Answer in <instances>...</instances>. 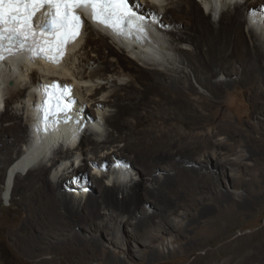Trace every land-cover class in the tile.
<instances>
[{"label":"bare ground","instance_id":"bare-ground-1","mask_svg":"<svg viewBox=\"0 0 264 264\" xmlns=\"http://www.w3.org/2000/svg\"><path fill=\"white\" fill-rule=\"evenodd\" d=\"M254 2L262 8H254ZM130 4L154 38L151 45L156 44L154 50L162 57L157 61L128 50L86 21L59 65L21 60L11 71V58L0 66V72L7 70L14 81L6 90L0 87V207L1 192L10 190L14 177L9 201L18 204L20 216L8 227L7 237L32 264H58L45 252L63 254L69 264H93L100 247L104 252L102 235L111 238L119 231L126 240L138 242L139 253L149 261L179 251L186 264H213L211 259L189 258L201 244L189 235L190 228L203 227L205 235L221 237L236 205L244 200L236 199L230 189L251 179L264 181L260 163L249 164L242 149L233 146L264 139V0ZM52 79L74 84L77 103L71 111L75 117L82 115L83 129L34 120V89ZM238 83L251 99L247 117H233L226 109L230 88ZM24 114L29 121H23ZM194 116L211 129L187 139L175 133L180 144L168 147L172 130L189 124L186 117ZM20 141L25 149L14 157ZM197 152L199 157L192 156ZM47 154L53 157L51 165L42 162ZM80 154L83 161L104 164L107 171L93 172L90 178L89 163L73 165ZM111 164L118 173L115 182H124L121 178L129 172L130 187L120 197L118 185L106 184ZM61 168L71 170L59 175ZM52 172L57 173L56 183L49 178ZM73 177L77 189L84 188L85 181L91 191L80 197L76 191L68 193ZM78 226L82 230H75ZM167 233L175 248L157 245ZM127 250L134 255L130 247ZM106 253V264L124 263Z\"/></svg>","mask_w":264,"mask_h":264},{"label":"rangeland","instance_id":"rangeland-1","mask_svg":"<svg viewBox=\"0 0 264 264\" xmlns=\"http://www.w3.org/2000/svg\"><path fill=\"white\" fill-rule=\"evenodd\" d=\"M253 5H254V8L256 9L262 8L258 5V2H254ZM166 62L167 61L162 62V63H166ZM8 76H9V72L7 70L0 72V77L2 78V79L0 78V87L3 88L4 90H6V88L14 84V81L10 79V77ZM222 77H225V75H222ZM238 84L230 88V92L228 93V96H227L226 109H227V112L229 111L232 116L234 115L233 117H236V116L247 117L251 114L250 111H252L251 99L249 98V93L248 94L245 93L242 90L241 84L239 85ZM1 110L2 108L0 107V111ZM88 112L90 114L92 113L91 107L88 109ZM186 119L190 121L189 124L188 123L183 124V125L179 124L180 126L178 125L177 126L178 128L176 127V129L172 130L171 134L173 138L170 137L168 147L175 148L179 146L180 142L178 140L177 134L175 133H178V132L183 133L185 136V139H187V137L189 136L190 137L195 136L197 132L199 134L200 133L206 134L207 131L211 129V125L209 126V125L202 124L200 121H198L195 118V116L193 118L186 117ZM29 120H30L29 117L26 116V114H24L23 121L27 122ZM255 121L256 120H253V119L251 120L252 126L254 124L256 126ZM201 125H204V126H201ZM87 132H91V131L87 130ZM217 137H220V135L218 134ZM243 143L238 144V145L236 144L233 146L242 149L241 152L245 154L244 156L246 157V161L249 164L254 165L255 163H260V166L264 168V139L259 142L257 140L253 141V139H250L249 141H245ZM120 144L121 143L118 142V145ZM24 149H25V143L23 144V141H20L18 147H16L15 151L13 152V156L15 157L18 154V152L23 153ZM101 153L103 152H99L98 154H101ZM80 155H78L80 158L79 157L77 158L81 160L79 161V159H76L73 162V165L75 167H78L80 163L82 162L89 163V165L91 166H86V173L90 175V178L93 172L100 173L102 171L103 173H105L107 171V168L104 164H101L99 167L97 165H94L91 162H88L87 160L83 161L82 155L81 156ZM128 156H125L126 157L125 159L126 161L128 160V164H129ZM192 156L199 157L200 155L197 152L193 154ZM45 157L46 158H44V161L42 162L45 163L46 165L47 164L51 165L54 162L52 155H50L48 158L47 156ZM125 159L123 160L125 161ZM189 160L194 161L196 163L198 162L197 160H193V159H189ZM215 160L217 159L212 157V161H214V163H215ZM70 162H68L67 165H70ZM106 162L108 163L109 159ZM216 164L218 165L217 162ZM7 166L8 164L4 165V168H3L4 173L7 170ZM129 166L131 168L130 164ZM98 168L100 171H98ZM64 169L67 171L71 170V168L70 169L61 168L58 172L59 175L60 173L63 172ZM113 169H114L113 165L110 166V169H108L109 174H108V177L106 178V184L118 185L120 187L118 190V196L120 197L122 194L121 193L122 190L127 191L130 187V176L128 172V175L127 174L123 176L121 175L123 177L121 179H124V182L122 183L115 182L116 180L118 181V176H117L118 173H116L115 170L113 171ZM220 169L221 168L219 167L218 170ZM118 170L127 172L125 169L124 170L118 169ZM130 171L132 172V168ZM54 173L52 172L49 178L53 182L55 181L54 183H56L58 177L57 175H55L57 173L55 174ZM86 173H85L86 175L85 179L89 180V177H87ZM3 179H4V175H2L1 181ZM76 180H77L76 177H73L72 187L71 185L70 187H67L65 185L68 193H71L72 191L74 192L76 191L75 196L80 197L83 195V192L86 193V192L91 191V188L89 186H86L85 181H84L85 183L83 182L84 188H80L79 186L80 189H77ZM220 181L222 183V184L220 183V185H222V188H225V180L221 178ZM260 181L261 180L258 181L257 179H251L248 181V183L245 186L243 185L242 187L238 189H230L232 195L236 199L242 198V200L243 199L244 200L241 205L239 204L236 205V209H234L233 211L235 216L234 214H232V217L233 216L234 217L233 218L231 217V220H229L230 223L227 224L226 227H224L223 235L221 237L216 238L215 236H212V235H205L206 229L204 230L203 227L202 228L200 227L190 228L189 235L196 236L198 240L201 241V244H199V246L195 248V254L189 255V258H193L197 256L199 259L202 257L200 260H203V261L205 260L208 261L211 259L213 264H264V181L263 180L261 182ZM14 182H15V178L13 177V180L11 181L10 190L7 192L6 189H3L1 192L3 197H2V207H0V264H32L31 262L32 260L28 259L27 256L21 254L17 250L15 245L13 244V240L7 237L8 227L13 222H16L17 217L20 216L19 210H18L19 209L18 204L15 202L9 201L11 197V190L14 186ZM67 183H68L67 185L69 186V183H70L69 180ZM92 194H93V197H95V199L99 198L98 192H93ZM84 197L86 196L84 195ZM144 207L145 209H147V212L152 211L151 207L148 204H144ZM186 209L189 210L190 208L186 207ZM189 214H191V212H189ZM78 228L79 226L75 227V230H77ZM82 228L83 227H80L79 229L82 230ZM102 236L104 237V238L102 237V244L104 245L102 247L104 248V252L101 250V247H100L98 250L99 257L97 259L92 260L93 264H106V261H105L106 255H104L106 251H107L106 254L108 253L109 255L115 254L118 258L123 260L124 261L123 264H186L187 262L186 260H184V258H182V254H180L179 251L171 255H168V256L166 255L164 257H160L157 260L155 259V260L149 261L145 256H142L139 253V250H138L139 243L134 240H126V238L122 235L120 231L118 234L116 233V236H113L111 238L107 236V234H103ZM170 238L172 239V236L169 233L165 234L162 241L159 240V242H157V245L160 248H164V249H167L170 247L175 248L176 243L171 241ZM128 247H130V250H132L131 252H134V255L132 254L131 257L127 254ZM44 256L47 258H51L52 256L56 257L55 260L58 262V264H69V260L67 256H64L63 254L60 255V253L56 256L55 254H51V252H45ZM61 256L63 259L61 258Z\"/></svg>","mask_w":264,"mask_h":264},{"label":"snow or ice","instance_id":"snow-or-ice-1","mask_svg":"<svg viewBox=\"0 0 264 264\" xmlns=\"http://www.w3.org/2000/svg\"><path fill=\"white\" fill-rule=\"evenodd\" d=\"M45 5L49 7L47 18L35 25L33 18ZM79 8L90 10L93 21L114 30L122 31L129 22L140 19L130 7V0H0V58L5 51H25L33 58L44 56L59 63L64 45L79 34L83 25L81 16L74 11ZM68 94L67 87L60 89L53 83L45 87L48 99L43 103L54 101L55 107L63 111L68 105H62V101ZM51 111L50 107L45 119Z\"/></svg>","mask_w":264,"mask_h":264}]
</instances>
